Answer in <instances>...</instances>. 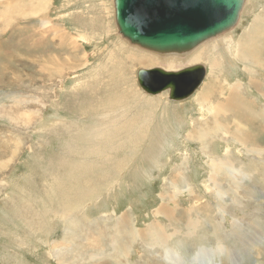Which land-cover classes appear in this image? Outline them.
Returning a JSON list of instances; mask_svg holds the SVG:
<instances>
[{"label": "rangeland", "instance_id": "1", "mask_svg": "<svg viewBox=\"0 0 264 264\" xmlns=\"http://www.w3.org/2000/svg\"><path fill=\"white\" fill-rule=\"evenodd\" d=\"M1 47L0 264H264V133L249 124L264 110V0L179 58L124 38L113 0H0ZM193 63L206 76L187 99L138 85V68ZM226 96L238 105L222 114ZM121 215L135 232L163 228L179 262L150 234L114 257ZM218 236L230 258L197 260Z\"/></svg>", "mask_w": 264, "mask_h": 264}, {"label": "water", "instance_id": "2", "mask_svg": "<svg viewBox=\"0 0 264 264\" xmlns=\"http://www.w3.org/2000/svg\"><path fill=\"white\" fill-rule=\"evenodd\" d=\"M245 0H113L118 32L130 43L158 53H186L238 22ZM206 76L202 63L178 69L138 68V85L171 100L194 94Z\"/></svg>", "mask_w": 264, "mask_h": 264}, {"label": "bare ground", "instance_id": "3", "mask_svg": "<svg viewBox=\"0 0 264 264\" xmlns=\"http://www.w3.org/2000/svg\"><path fill=\"white\" fill-rule=\"evenodd\" d=\"M36 3H40V0H34ZM43 2V1H42ZM9 3V2H8ZM10 7V6H9ZM2 11V10H1ZM5 11H6V9H5ZM35 12V11H34ZM1 15H3V13L1 12ZM4 16V15H3ZM43 16H44V14H43ZM3 19V18H2ZM25 32V31H24ZM244 38V42H245V44H246V40L248 39V38H246V37H243ZM37 43H39L38 41H37ZM36 43V44H37ZM41 44H43V43H41ZM241 45H240V47H242L244 44H242V43H240ZM40 45V44H39ZM238 54H237V56L239 57V56H241L243 59H246L247 60V58H248V56L249 57H251L250 56V54H248V53H244L243 51H242V49H241V52L239 51V50H237L236 51ZM168 53H171L172 55H166V56H169V57H176V58H179L178 56H176L175 55V53H172V52H168ZM163 54V53H162ZM179 54V53H178ZM183 54V53H182ZM199 54H201V50L196 54L197 55V57L196 56H194V59H197L198 58V56H199ZM156 55H159V54H156ZM179 55H181V54H179ZM164 57V56H163ZM182 61V60H181ZM149 64V63H148ZM6 68V67H5ZM43 70H45L46 69V67H44V68H42ZM48 69H51V68H48ZM2 72V71H1ZM0 72V76H2L3 74ZM2 74V75H1ZM241 87H240V85L239 84H234V87H233V89H232V92H236V91H239V90H241L240 89ZM226 98V101H224V102H220V106L219 105H217V108L218 109H216V111H218L219 109H221V113L222 114H224L226 111H225V109L228 107V103H226V102H229L231 105H232V107H235V106H237L238 105V103H237V101L233 98V97H231V96H226L225 97ZM224 98V99H225ZM205 99V98H204ZM240 101V104L242 105H247L242 99H240L239 100ZM247 102H248V100H247ZM253 104H254V102H253ZM249 105H251L250 103H249ZM263 105V104H262ZM241 107V109L244 111L245 110V112H246V110H248V109H250V107L249 106H240ZM262 108V107H261ZM263 109V108H262ZM252 117H253V119H254V123H251V122H249V124H251V125H256V128H257V131H256V133H260V134H262V133H264V110H260V116L256 113V112H254V110L252 111ZM261 117L263 118V121H262V119H261ZM254 128H255V126H254ZM227 130V129H226ZM251 130H253V129H251ZM228 131V130H227ZM230 132V131H229ZM254 133V132H253ZM255 134V133H254ZM253 134V135H254ZM232 135L233 136H236V137H241V138H250L251 137V132H250V130L248 129V128H239L238 126H236L235 127V129L233 130V132H232ZM255 136V135H254ZM258 136V135H257ZM256 138V137H255ZM247 150H251V151H253V152H258L260 155H261V151L259 150V149H251V148H246ZM228 150V149H227ZM221 163L222 164H227V165H230V166H232V167H234V165H233V162H232V160L231 159H229V158H227V159H223V160H221ZM234 168H236V167H234ZM233 177V176H232ZM240 177V176H239ZM242 177V176H241ZM210 179L212 180V178L210 177ZM233 181H234V179H233ZM236 181V180H235ZM221 192V191H220ZM217 194V193H216ZM169 211H174L173 209H172V206L171 207H168V206H166L165 204H162V205H160V207L158 208V212L159 213H162L163 215L164 214H166L167 215V217H169L168 219L170 220V222L172 223L173 221L172 220H174L173 218V216H172V213H170ZM214 221V220H213ZM212 221V222H213ZM216 223V222H215ZM233 224V223H232ZM211 227V226H210ZM217 228L219 227L218 225L216 226ZM237 227V226H236ZM174 229H176V228H174ZM235 229V228H234ZM176 230H178V229H176ZM215 230V229H214ZM236 230V229H235ZM179 231V230H178ZM213 232H217V229L215 230V231H213ZM219 232V231H218ZM220 232H221V230H220ZM224 232V231H223ZM223 232H222V235H223ZM138 234V235H137ZM148 234H150L149 236L151 237V239H152V241L155 243V244H157L158 246H160V248L163 250V255H164V257H165V259L167 260V261H169V260H173V261H175V262H179V257L181 256V255H179L177 252H176V250L174 251V252H172V249H171V247H169V246H165V243H166V241H167V239H168V237H170V234H168L163 228H159V229H157V230H155V229H151L150 231H144V230H140V231H138V232H135L134 230H132L130 227H129V221L126 219V217H124V215H121V216H119L118 218H117V220H116V222H115V227H114V230H113V232H112V235H111V238L109 239L110 240V242H111V244H112V251L111 252H114V254H112L114 257H116V256H122V254H120L119 253V251L120 252H122V253H124V254H127L128 253V250H129V246H128V244H129V242L132 240V238L135 236V235H137V236H139L140 238H143L144 236L146 237ZM212 234V233H211ZM217 235H219V233H217ZM219 237V236H218ZM222 237H219V242H217V243H213L211 246H207L204 250L203 249H201V250H199L197 253H195V258L197 259V260H202V261H204V259L206 260V258L207 257H210V256H208V255H212L213 253L215 254L216 252H218L217 250H219L220 251V253H225L226 255L228 254V256L227 257H229L230 258V256L232 255V253H233V251H232V249L230 250V252H228L227 253V251H226V245L225 244H223L221 241H220V239H221ZM225 239V238H224ZM109 243V242H108ZM107 243V244H108ZM111 249V248H110ZM109 254V253H108ZM111 255V254H110Z\"/></svg>", "mask_w": 264, "mask_h": 264}, {"label": "crops", "instance_id": "4", "mask_svg": "<svg viewBox=\"0 0 264 264\" xmlns=\"http://www.w3.org/2000/svg\"><path fill=\"white\" fill-rule=\"evenodd\" d=\"M26 33V32H25ZM4 43V41L2 42V44ZM40 44V45H39ZM42 46V44L39 42V43H37V44H35V47H36V49H39L40 47ZM0 49H2V47L0 48ZM147 67H150V66H147ZM168 69H174V68H168ZM41 74V73H40Z\"/></svg>", "mask_w": 264, "mask_h": 264}]
</instances>
